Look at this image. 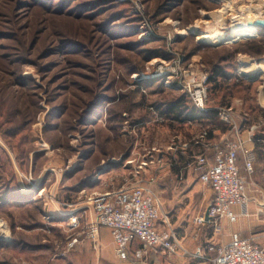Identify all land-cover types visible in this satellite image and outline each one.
<instances>
[{
    "label": "rangeland",
    "instance_id": "374dc122",
    "mask_svg": "<svg viewBox=\"0 0 264 264\" xmlns=\"http://www.w3.org/2000/svg\"><path fill=\"white\" fill-rule=\"evenodd\" d=\"M262 1L231 0L233 9L218 23L211 18L223 10L218 0H0V188L15 179L22 191L38 197L0 205L11 239L15 222L57 208L56 202L62 211L83 208L85 221L95 219L85 208L86 193L130 181L135 165L129 161L146 150L160 148L155 156L166 155L164 183L173 177L172 152L189 143L174 137L170 106L182 100L189 107L187 95L176 79L139 78L162 64L208 75L220 70L222 76L209 80L207 109L217 116L207 130L233 129L219 116L225 109L238 123L241 117L264 121V74L255 81L242 75V69L264 64V36L212 47L198 41L199 31L180 34L202 20L198 30L228 31L241 18H253ZM162 165L155 164L157 169ZM186 170L179 179L192 173ZM241 174L250 180L243 169ZM147 177L157 183L153 165ZM152 188L165 204L160 228L168 220L174 225L179 219L170 214V200L177 187ZM60 223V264H130L119 261L115 249L105 254L100 237L97 248L85 236L84 245L71 248L76 232L61 218ZM5 242L10 241L1 246ZM1 246L0 264L45 263L37 254L15 261V252Z\"/></svg>",
    "mask_w": 264,
    "mask_h": 264
},
{
    "label": "built area",
    "instance_id": "2783aa9c",
    "mask_svg": "<svg viewBox=\"0 0 264 264\" xmlns=\"http://www.w3.org/2000/svg\"><path fill=\"white\" fill-rule=\"evenodd\" d=\"M259 5L255 6L258 13L253 14L255 15L253 18H241L231 27L251 25L255 27V31L239 40L228 39L221 44H234L245 39L259 37L260 31L264 30V0ZM174 26L178 27L177 23ZM189 31L190 28L180 31V34L188 35ZM197 39L200 40L199 36ZM239 74L241 75L242 72L239 71ZM162 77H167L169 83H171L170 80L176 79L179 88L189 96L197 110L208 112V74L194 70L181 71L168 64H162L154 74L143 73L139 78L152 80ZM233 115L231 109H225L219 114L221 120L232 126L238 135L241 134L243 125L248 122V119L241 117V121L238 123ZM208 135L209 130L206 129L201 133L200 138L204 139ZM248 144L249 140L247 139L230 138L222 145L208 147V150L213 148L212 159L205 154H200L191 163L190 166L198 172L201 183L211 188L214 193V199L209 208L210 221H207L205 215H200L195 219L196 224L204 225L209 222L216 231H220L221 220L228 219L233 223L237 221L238 217L234 213L233 207L240 206L243 214H249L250 199L239 164L240 154H243L245 169L248 172H253L257 156L254 149ZM161 152L160 148L146 150L139 159L129 161L130 164L134 163L135 165L134 177L119 188L105 192L86 193L85 208L89 209L88 211L95 217L90 220L88 229L85 231L86 239H92L97 247L100 229L108 228L113 237L116 255L121 261L130 259L131 245L134 242L140 243V247L132 252L134 258L139 260L147 259L148 255L153 252L167 257H174L181 251L187 253L171 227L167 229L159 227L163 202L160 195L152 188L156 184V178H146L151 166L162 162L161 158L155 156L156 153ZM82 209H76L70 214L71 219L68 227L71 231L79 229L81 218L78 213L83 211ZM76 243H78V238L72 239L69 246L72 248ZM194 256L202 257V248H198ZM212 264H264V248L235 232L232 233L228 244L217 247V254L212 260Z\"/></svg>",
    "mask_w": 264,
    "mask_h": 264
},
{
    "label": "crops",
    "instance_id": "0c3cea01",
    "mask_svg": "<svg viewBox=\"0 0 264 264\" xmlns=\"http://www.w3.org/2000/svg\"><path fill=\"white\" fill-rule=\"evenodd\" d=\"M257 74H259L260 77L264 74V71L260 70ZM184 94L186 95V93ZM187 98V104L189 107L184 106L182 100H176L170 106V116L175 119V126L173 125L174 137L180 143L183 141L187 144L189 143L188 147H179L172 152L174 160V165L172 164L174 167L172 168L173 177L164 183L165 177H163L162 174L166 170L168 171V167L165 163L166 155L162 158L163 167L157 169V166L153 165V175H156L158 179L155 186L159 185L160 187H165V185H170L177 187L174 191H171L174 197L170 200V214L173 213L179 220L178 222H175L174 225L168 220L169 222L167 221V224L169 225L167 227H171L175 231L187 253H179L174 257H167L153 252L150 253L146 259L147 261L151 260V263L153 264H212V260L217 254V247L219 245L228 244L231 240L232 233L235 232L239 233L243 238L250 239L255 244L264 248V129L262 126L264 121L260 119L256 121L249 118L248 122L243 125L241 134L238 135L234 129H230L226 132L223 128L214 126L209 130V135L206 138L201 139V133L212 124L213 120L210 117L204 116H201L202 118L200 119L192 120L190 117L191 112L194 111L195 113L202 115L207 112L204 113L199 110L195 111L191 99H189L188 96ZM158 113L162 115L163 109L159 110ZM159 118L163 120L161 116L157 117V119ZM230 138L249 140L248 145L254 149L257 156L253 172H248L245 169L243 154H240L239 157L241 168L249 175V177H251L250 180L248 181L247 179L246 182L250 199L248 205L249 214H243L240 206L233 207V211L238 217L237 221L233 223L228 219H223L220 222L221 230L216 231L215 227L209 222L204 225H198L195 223V219L198 216H206V213L213 202L214 193L211 188L203 186L199 179L198 172L191 168L190 165L193 163L192 160H195L200 154H206L212 159L214 156L213 148L208 150V147L222 145ZM250 140H252V143H250ZM164 168L166 169L163 170ZM189 168H191L192 173L190 172L188 174V178L179 179L182 171L187 169V172L189 171ZM116 188L118 187H113L109 190ZM83 191L86 192V189H83L81 193H84ZM165 192L166 191H164L163 194H165ZM51 203L55 204L53 202ZM56 203L60 206V202ZM59 206H57V208L48 209L46 212L40 211L38 216L20 222L22 225L15 222L14 239L17 242H12L13 239H11L10 242L3 244L1 247L6 246L10 253L14 251L13 259L15 261L22 260L23 254H25L26 258L29 256L36 257L37 254L38 257H43V260L45 261V263L43 262L41 264H60V245L64 244V238L60 236V234H62L60 232V229H62L60 218L65 226H68L71 219L70 214L72 212L62 211ZM164 206L165 204L163 203V208ZM163 213L164 210L162 211V215ZM78 215L81 218L80 227L75 231L76 235L72 237V239L78 238V243L74 245V247L77 248L84 245L83 237L90 224L89 220H84L82 211L79 212ZM160 223L161 221L159 222V227H161ZM167 227L164 229H167ZM19 236H23L25 239L21 240ZM99 237L103 252L110 255L111 251L115 249L111 231L108 228H102L100 229L98 238ZM139 247V242H134L131 245L130 259L127 260L129 261L128 263L146 264L144 263V260L135 259L133 256L132 252ZM198 248H202V257L194 256ZM65 257L67 256H64V259H62L63 261L65 260ZM162 258L166 260L168 259V261L163 263ZM118 260L121 261L119 258Z\"/></svg>",
    "mask_w": 264,
    "mask_h": 264
},
{
    "label": "bare ground",
    "instance_id": "6f19581e",
    "mask_svg": "<svg viewBox=\"0 0 264 264\" xmlns=\"http://www.w3.org/2000/svg\"><path fill=\"white\" fill-rule=\"evenodd\" d=\"M223 5V10L218 11L216 13L211 14V18L218 23H223L225 20V16L228 11L233 9L231 0H218ZM208 14V13H207ZM206 14V15H207ZM234 14V13H233ZM236 14V13H235ZM228 15V14H227ZM203 21V20H202ZM202 21H198L197 24L193 25L190 28L189 33L199 31L200 36L199 39L202 41H205L207 43L211 44H218L220 42L230 40H239L243 37H246L251 32L255 31V27L251 25H244L239 27H233L228 31H221V30H215V31H209V30H198L201 27ZM206 24H210V21L205 20ZM246 63V62H245ZM264 71V64L262 63L260 66H253L250 68L242 69L243 73H246L244 75H256L258 72ZM251 72H254V74H250ZM43 194V193H42ZM11 238V232L10 228L7 225V223L3 220H0V240H9Z\"/></svg>",
    "mask_w": 264,
    "mask_h": 264
},
{
    "label": "trees",
    "instance_id": "16d2710c",
    "mask_svg": "<svg viewBox=\"0 0 264 264\" xmlns=\"http://www.w3.org/2000/svg\"><path fill=\"white\" fill-rule=\"evenodd\" d=\"M260 36L261 37L264 36V30L260 31L259 37ZM214 74H216L218 76H222V73L220 72V70H218V71L215 70L209 74L210 75L209 80L214 79ZM193 109L195 111H197V108L194 105H193ZM210 113L211 112L209 111V112L202 115V114H197L193 111L190 113V117L192 120H195V119L202 118L201 116L210 117L211 119L215 118L217 116L216 114L211 115ZM226 126H228V125H226ZM21 189L22 188L20 187L19 183H16L15 179L11 180V184H10L9 188H4V189L0 188V191L4 192V195H0V205H3V203L5 201H8L11 204V203H17V202H19V203H31V202L37 200L38 197H35L36 196L35 191H31V192L26 193L25 191H22ZM3 190H5V191H3ZM12 231H13V235H14L15 234L14 224L12 225ZM14 238H15V235H14ZM14 238H13L12 242H17ZM5 243H2V245ZM0 246H1V244H0Z\"/></svg>",
    "mask_w": 264,
    "mask_h": 264
},
{
    "label": "water",
    "instance_id": "95a60500",
    "mask_svg": "<svg viewBox=\"0 0 264 264\" xmlns=\"http://www.w3.org/2000/svg\"><path fill=\"white\" fill-rule=\"evenodd\" d=\"M198 41H200L201 44H205V45H208V46H212V47L216 46V44L207 43V42L202 41V40H198ZM243 76L245 78L249 79V80H254L255 81V80H257V77H259V74H257V75H244L243 74ZM206 219H207V221H210V219H211L210 215H209V210L206 213ZM10 240H11V238L9 240L8 239L7 240L2 239V240H0V242L1 241H10Z\"/></svg>",
    "mask_w": 264,
    "mask_h": 264
}]
</instances>
